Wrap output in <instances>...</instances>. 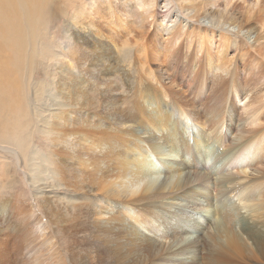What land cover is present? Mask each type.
<instances>
[{
    "label": "bare ground",
    "instance_id": "obj_1",
    "mask_svg": "<svg viewBox=\"0 0 264 264\" xmlns=\"http://www.w3.org/2000/svg\"><path fill=\"white\" fill-rule=\"evenodd\" d=\"M155 1L135 2L134 52L100 36L106 52L89 57L66 30L64 52L46 57L25 40L18 7L0 0V264H264V0L252 18L229 17L227 1L196 19L188 8L169 27L153 22ZM92 8L75 17L91 21ZM220 45L231 58L209 59ZM21 60L20 88L10 75ZM181 179L171 220L167 196ZM180 201L194 212L179 213Z\"/></svg>",
    "mask_w": 264,
    "mask_h": 264
},
{
    "label": "rangeland",
    "instance_id": "obj_2",
    "mask_svg": "<svg viewBox=\"0 0 264 264\" xmlns=\"http://www.w3.org/2000/svg\"><path fill=\"white\" fill-rule=\"evenodd\" d=\"M142 1L145 2L147 0H138V1L137 0H134V1L133 0H95V1L94 0H11L12 3L10 4V6H11V9L14 6L18 7L17 23L23 26V29L25 30H26V26L30 28V32L26 36L25 40H30L31 38H34V43L38 45L36 46L35 52H34V49L32 48L27 49L28 52L31 51V52H34L35 54L36 53H41V54L46 53V55L51 54L52 56L54 54L55 55L54 57L58 56L61 52H64L63 44L64 43L67 44L66 42V30H67L68 34H71V35L76 34L78 36L80 35L79 37L81 39V47L83 49V52L86 53V55L90 57L94 53L106 52V48L102 47L101 45L97 47L94 44L95 43L93 41L94 37L100 38V36L102 37V40L104 41L109 40L108 43L110 44L111 47H113V51L116 53L119 52L118 54H123L124 52H127L128 48L131 49L129 52H134L131 46L129 45V40L135 41L137 40V38H135L134 35H132L131 37L129 27L136 25L135 27L138 28L140 26L139 22L142 21V19L138 15V9L140 10V7L136 6L135 8L134 6L136 5L135 2L140 3ZM211 1L212 0H156L155 3L157 6H153V13H152L154 15L153 22L159 25V24H163L165 21L166 26L169 27V26L176 24L179 21H186L187 20L186 14L188 13L187 12L188 8L195 9L197 13L194 19H196L200 17L202 12L205 10L211 11V14L215 11L224 10V3L227 1H228L227 2L228 7H230L229 8L230 10L228 11L231 13L229 17H233L235 19L240 20L241 18L248 19L254 16V14H251L252 11L250 7L251 4L254 2V0H241V1L223 0L216 8L211 6ZM237 4H238V7L235 8ZM94 5H97V9L100 10L99 12L96 11L95 12L96 14L94 13L95 16H90V14L88 15V18L91 19V17L92 18L94 17V19H92L89 22H86V21L80 22L77 20V18L75 17V14H76L75 11H78L79 8H86V9L89 8L90 9L89 13H91L93 9L92 7H94ZM21 6L23 7L21 8ZM168 9L170 10L166 12V10ZM51 11L55 13L54 16H52ZM26 19H28V22L26 21ZM258 20L259 19H257V21ZM108 21L113 23V27H110V28L112 29V31L115 32V33L113 32L115 36L114 35L111 36L109 32H105L104 30H102V27L105 26L104 23L106 24V22ZM203 23L208 24L209 20L201 18L195 24L202 25ZM154 29H155L154 31L153 30L150 31L151 32L150 35L152 33L160 34L159 32H156V26L154 27ZM110 37L112 39H110ZM127 38H130V39H127ZM154 39L155 38H153L152 36L153 41ZM110 40H112L113 42ZM152 40H150L151 44H148L150 51H153L152 58L154 59V61L152 62L159 65L161 63H158V62L163 61L165 58L162 55V49L157 48V46H155ZM88 42L90 43V45ZM92 44H94V46ZM181 45L183 47H180L181 48L180 50L184 57L186 54L190 53L188 51L189 50L188 46L185 47V45H189V44L186 42L185 39H183ZM218 47L220 48H218L216 51L212 52L213 54L211 53V55L208 56L209 59L213 58L212 60H214L215 58H221L223 53L225 57L227 54L229 58H231L232 55H230L229 51L225 52V49L221 45ZM46 57H50V56L47 55ZM20 62H21V65L15 66V70L11 71L10 77L11 78L17 77L18 80H21L20 83L18 84L19 87L21 88L24 85L26 86L25 84L26 82V61L21 60ZM215 63L220 64L218 62H215ZM215 63L213 62V65H215ZM53 66L54 65H50L47 69L54 71L57 66H54V67ZM54 72L55 73H53V75L54 74L57 75L56 71ZM37 75L38 74L33 75L34 80L32 81V83L34 84H37L43 81V78H40V77L35 79ZM249 77H252V78H249ZM259 77L260 76L258 75V79ZM262 78L264 81V72H263ZM253 79L257 80V77L247 74L246 77H244V79L242 80L252 84L251 80L253 81ZM10 91L11 93L14 94L13 87L10 88ZM24 97H27V98L22 100L21 102L22 107H27L26 110H28V113L32 116L34 114L32 98L31 96H29L28 98L26 94L24 95ZM46 99H49L48 95ZM44 103L40 105L42 109H44V106H45ZM46 104H48V102ZM118 127L124 128L125 126L122 124H118ZM187 158L189 159V157ZM192 159L194 160V163L196 164L194 154L192 155ZM185 162L188 163L189 160H186ZM197 169L200 170V172L207 171L204 167L203 169H201V167H198ZM183 181H184L183 179H181L180 181L177 180L170 185L172 188V191L175 192V195L167 196L168 207L171 210H172V207L170 206V204L173 205L177 199H183L187 192V187L185 186L184 183H182ZM213 195H216V194L212 193V197ZM180 202H182L181 204L183 206V209H181L180 210L181 212L179 213L187 211L188 209H189L188 211L194 212L189 207H185L186 202L184 201H180ZM179 217L180 216L179 215L176 216L172 210L171 220L172 219L178 220L180 219ZM195 217H199V216L195 215ZM201 219L203 220V217ZM212 222H210V224H212ZM230 228L234 229V227H230ZM232 234L235 235L236 232H233ZM199 247L202 248L203 245H200Z\"/></svg>",
    "mask_w": 264,
    "mask_h": 264
}]
</instances>
